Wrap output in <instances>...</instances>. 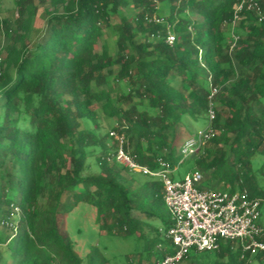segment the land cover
<instances>
[{
    "label": "trees",
    "instance_id": "16d2710c",
    "mask_svg": "<svg viewBox=\"0 0 264 264\" xmlns=\"http://www.w3.org/2000/svg\"><path fill=\"white\" fill-rule=\"evenodd\" d=\"M12 1L16 15L0 18V177L10 184L1 185L0 206H8L0 211L7 216L17 203L22 219L20 233L0 248V264H83L66 230L80 203L95 207L103 234L143 240L147 261L158 258L159 244L161 254L173 250L162 182L143 173L140 180L117 161L111 131L139 164L155 170L162 160L174 177L190 124L206 120L214 134L190 171L208 174L216 188L246 189L263 205L264 0H256L260 14L237 11L242 0ZM40 9L41 29L34 26ZM109 28L113 52L103 40ZM110 78L124 87L115 98ZM99 110L115 119L111 127ZM95 250L87 264L105 262ZM213 252L214 264H264L261 254L242 258L229 241ZM209 253L187 257L208 264Z\"/></svg>",
    "mask_w": 264,
    "mask_h": 264
},
{
    "label": "built area",
    "instance_id": "2783aa9c",
    "mask_svg": "<svg viewBox=\"0 0 264 264\" xmlns=\"http://www.w3.org/2000/svg\"><path fill=\"white\" fill-rule=\"evenodd\" d=\"M244 6L256 10L260 14V5L256 0H242L237 8ZM235 15L232 25L237 23ZM159 21V19H157ZM175 34L168 29L166 41L171 44ZM2 57L0 54V73ZM218 92L212 87L210 98ZM209 120L215 117V110L210 103ZM118 143L116 160L145 175L157 177L162 182L163 199L167 207L171 224L164 232L166 239L173 248L171 252L161 254L152 261L141 264H179L192 251L213 252L220 248L221 242H236L250 259L256 254L264 257V228L259 224L261 215V199L251 197L246 189L230 191L220 188H199L205 180L203 172L194 169L187 172L183 178L171 177L172 170L160 160V168L151 169L141 165L124 149L123 135L111 131ZM214 131L209 124L200 130L195 137H189L181 146L183 160L196 155L200 148L213 136ZM160 252H165L164 245L159 244ZM236 247V245H234Z\"/></svg>",
    "mask_w": 264,
    "mask_h": 264
},
{
    "label": "rangeland",
    "instance_id": "374dc122",
    "mask_svg": "<svg viewBox=\"0 0 264 264\" xmlns=\"http://www.w3.org/2000/svg\"><path fill=\"white\" fill-rule=\"evenodd\" d=\"M161 7L164 13L167 15L168 7L165 4H161ZM16 15V11L13 5L12 0H0V18H10ZM118 20L117 18L114 21ZM45 22V13L40 9L38 15L35 18L34 26L36 28H42ZM231 26V25H230ZM4 33L0 32V54H2V48L4 44ZM103 40L106 43L110 52L115 50V40L116 36L112 28H109L105 31L103 36ZM109 90L111 96L115 98V96L119 95L124 88L121 83L112 80L110 78L108 86H106ZM219 105V104H218ZM99 117L102 118L101 122L105 126V128L111 127L115 123V119L111 116L104 113L102 110H99ZM191 132L190 137L197 136V133L200 130H204L208 127L209 123L206 120H200L196 123H191ZM185 136V135H184ZM183 136V137H184ZM185 138V137H184ZM180 145L178 147V151L181 150ZM189 156L184 159L185 163L180 165L174 174V179H181L183 176L190 171V159L193 157ZM17 173V169L15 171ZM134 175L140 179L144 180L147 177L143 176L142 173L135 172ZM204 180L199 188H216V185L209 181V175L203 174ZM14 178V177H11ZM15 179V178H14ZM7 177H0V189L2 184H6L9 187L10 184L7 182ZM13 181V179H12ZM15 183V181H14ZM220 189H224V187H217ZM237 190V189H236ZM235 190V191H236ZM14 195V194H13ZM20 199V194L16 196V202ZM2 210L7 209V204L2 202ZM167 209V207H166ZM10 213L7 216H2V212L0 211V238L5 241L3 244H0V248L6 250L7 242H13L14 236L17 233H20L21 229V219H22V209L17 203L11 205L9 209ZM168 211V210H167ZM259 224L264 228V200L263 205L261 206V215L259 219ZM66 230L69 234L71 240L74 243V247L78 255L82 258L83 264H87L86 257L87 254L96 249V253H100L105 258V262L103 264H132L136 260H141L142 262H147V253L144 249V241L138 240L135 236H116V235H108L103 234L99 230V226L95 222V207L90 204L80 203L73 210L68 212L66 217ZM233 245H238V243L233 242ZM157 257L160 256L161 252L159 249L156 250ZM194 251L191 252L193 254ZM210 258H208V264H214L216 257L214 252L208 254ZM156 257H151L150 261L154 260ZM134 261V262H132ZM179 264H192L191 258L186 257ZM253 264H260L259 261H253Z\"/></svg>",
    "mask_w": 264,
    "mask_h": 264
}]
</instances>
